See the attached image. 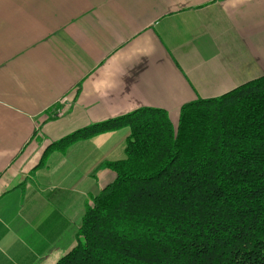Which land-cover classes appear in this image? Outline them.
I'll use <instances>...</instances> for the list:
<instances>
[{
    "label": "crops",
    "instance_id": "0c3cea01",
    "mask_svg": "<svg viewBox=\"0 0 264 264\" xmlns=\"http://www.w3.org/2000/svg\"><path fill=\"white\" fill-rule=\"evenodd\" d=\"M262 76L264 0H0V264H55L77 245L131 130L41 164L51 143L141 108L177 126L184 104Z\"/></svg>",
    "mask_w": 264,
    "mask_h": 264
},
{
    "label": "trees",
    "instance_id": "16d2710c",
    "mask_svg": "<svg viewBox=\"0 0 264 264\" xmlns=\"http://www.w3.org/2000/svg\"><path fill=\"white\" fill-rule=\"evenodd\" d=\"M128 127L115 179L86 205L56 264H264V76L167 111L141 108L51 143Z\"/></svg>",
    "mask_w": 264,
    "mask_h": 264
},
{
    "label": "rangeland",
    "instance_id": "374dc122",
    "mask_svg": "<svg viewBox=\"0 0 264 264\" xmlns=\"http://www.w3.org/2000/svg\"><path fill=\"white\" fill-rule=\"evenodd\" d=\"M61 106V105H60ZM63 113V109H62V107L60 108H54L52 111H51V114H50V116L51 117H53V118H55V117H57V116H59L60 114H62ZM56 264V263H55Z\"/></svg>",
    "mask_w": 264,
    "mask_h": 264
},
{
    "label": "bare ground",
    "instance_id": "6f19581e",
    "mask_svg": "<svg viewBox=\"0 0 264 264\" xmlns=\"http://www.w3.org/2000/svg\"><path fill=\"white\" fill-rule=\"evenodd\" d=\"M244 85V84H243ZM48 149V148H47Z\"/></svg>",
    "mask_w": 264,
    "mask_h": 264
}]
</instances>
